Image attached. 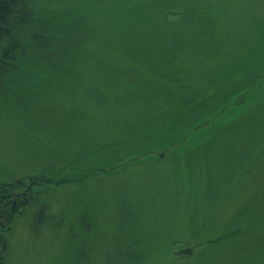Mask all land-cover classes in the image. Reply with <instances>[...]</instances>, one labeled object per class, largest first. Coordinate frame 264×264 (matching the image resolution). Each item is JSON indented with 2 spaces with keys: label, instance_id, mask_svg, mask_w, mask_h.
Segmentation results:
<instances>
[{
  "label": "rangeland",
  "instance_id": "374dc122",
  "mask_svg": "<svg viewBox=\"0 0 264 264\" xmlns=\"http://www.w3.org/2000/svg\"><path fill=\"white\" fill-rule=\"evenodd\" d=\"M26 2L9 264H264V0Z\"/></svg>",
  "mask_w": 264,
  "mask_h": 264
},
{
  "label": "trees",
  "instance_id": "16d2710c",
  "mask_svg": "<svg viewBox=\"0 0 264 264\" xmlns=\"http://www.w3.org/2000/svg\"><path fill=\"white\" fill-rule=\"evenodd\" d=\"M28 19L26 0H0V81L12 77L13 70L20 69L21 60L30 51L26 50L19 37V29L25 28ZM31 37L27 42L34 43ZM7 187L0 188V264H9L12 224L18 215L25 212L33 196V191L26 186L16 184V191L13 189L9 192Z\"/></svg>",
  "mask_w": 264,
  "mask_h": 264
}]
</instances>
